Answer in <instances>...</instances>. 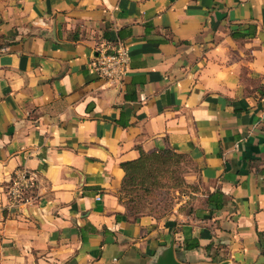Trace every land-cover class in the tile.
Instances as JSON below:
<instances>
[{"label": "crops", "instance_id": "0c3cea01", "mask_svg": "<svg viewBox=\"0 0 264 264\" xmlns=\"http://www.w3.org/2000/svg\"><path fill=\"white\" fill-rule=\"evenodd\" d=\"M117 43L120 84L92 66ZM161 150L190 190L135 218L121 165ZM171 245L264 264V0H0V264H156Z\"/></svg>", "mask_w": 264, "mask_h": 264}, {"label": "rangeland", "instance_id": "374dc122", "mask_svg": "<svg viewBox=\"0 0 264 264\" xmlns=\"http://www.w3.org/2000/svg\"><path fill=\"white\" fill-rule=\"evenodd\" d=\"M190 168L191 164L184 157L164 154L159 161L150 164L139 179V185L120 191V198L134 216L164 219L185 200L183 195L190 189L184 176Z\"/></svg>", "mask_w": 264, "mask_h": 264}, {"label": "built area", "instance_id": "2783aa9c", "mask_svg": "<svg viewBox=\"0 0 264 264\" xmlns=\"http://www.w3.org/2000/svg\"><path fill=\"white\" fill-rule=\"evenodd\" d=\"M130 52L126 44L117 43L113 48L104 47L92 66L99 76L110 83H121L128 72ZM33 184L29 177H21L13 183L11 198L14 203L22 199L23 194Z\"/></svg>", "mask_w": 264, "mask_h": 264}, {"label": "trees", "instance_id": "16d2710c", "mask_svg": "<svg viewBox=\"0 0 264 264\" xmlns=\"http://www.w3.org/2000/svg\"><path fill=\"white\" fill-rule=\"evenodd\" d=\"M170 153L181 158L183 157L181 155H178L177 153H174L172 150H161L151 154H142L141 157L134 162L123 163L121 166L125 171L126 175L122 184L121 191L125 190L127 187L131 186L133 188L134 186L139 185V179L143 176V174L146 173V171L150 167V164H154L155 162L159 161V159L162 158V155L170 154ZM120 200L123 202L121 198ZM126 208L128 212L132 214L127 206ZM138 216H134V217L137 218ZM195 247H198V244L193 246V248ZM186 248H191V247L186 245Z\"/></svg>", "mask_w": 264, "mask_h": 264}, {"label": "water", "instance_id": "95a60500", "mask_svg": "<svg viewBox=\"0 0 264 264\" xmlns=\"http://www.w3.org/2000/svg\"><path fill=\"white\" fill-rule=\"evenodd\" d=\"M120 84V83H118ZM156 264H185L180 262L174 252V246L171 245L167 251L158 259ZM226 264V263H222Z\"/></svg>", "mask_w": 264, "mask_h": 264}]
</instances>
